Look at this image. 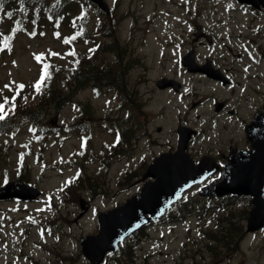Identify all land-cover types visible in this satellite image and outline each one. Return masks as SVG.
I'll return each instance as SVG.
<instances>
[{"label":"rangeland","instance_id":"rangeland-1","mask_svg":"<svg viewBox=\"0 0 264 264\" xmlns=\"http://www.w3.org/2000/svg\"><path fill=\"white\" fill-rule=\"evenodd\" d=\"M43 1L44 6L49 5L56 9L60 0ZM65 1L60 6L61 11L57 18L45 8L38 12L37 17L32 8L28 17L21 20L18 14L9 15L8 9L0 11V103H5L4 98L7 96H17L12 92L14 89L19 92L18 98H9V101H20V104L27 102L30 107L25 112H36L40 91L37 92L34 86L40 81L44 66L50 65L56 71L58 68L70 70L76 62L70 56L71 49L83 50L89 46V43L84 42L69 46L65 42L69 41V32L74 34L80 30V27L73 26L76 19L72 22L70 20L72 11L76 16L85 13L80 0ZM109 1L116 5L118 0ZM165 3V0H121L116 6L119 16L128 14L118 27V36L122 42L133 38L132 47L150 63L148 69L144 70L150 71L147 77L151 80L161 72V67L153 68L152 54L155 50L159 52L155 36L158 29L148 19L152 20L156 15L165 12ZM89 17V29L99 24V18L94 12L91 11ZM113 19L110 20L111 23ZM135 19L137 30H133ZM6 40L10 45L8 48L5 47ZM54 53L58 55H53ZM37 56L41 57L39 61ZM21 84L25 86L23 89L15 87ZM194 84L200 90V96L206 97L211 92V87H204L201 82ZM43 88L42 85L41 90ZM148 88L149 85L140 86L142 92ZM190 92L192 91L187 86L181 97L183 107H179L193 121L197 111H191L188 115L192 101ZM78 97L77 103L90 101L98 115H103L104 108L115 106L110 96H95L92 91H84ZM172 104L178 105L176 101L170 102L162 97L155 99V121L158 112H164L165 107ZM23 110L17 116H10L5 125L0 126V185L8 177H15L22 166L26 173L25 178L39 187L42 197L32 202H0V264H61L53 258L55 253L80 254L79 239L97 233L96 215L124 202L136 189L139 191L138 180L141 176L129 181H125V177L127 173L140 170L143 166L133 160H119L117 156L100 158L102 153L106 152L108 155L110 149H107L109 144L106 142L113 140V136L104 130L94 127L90 133V142L87 141L89 133H68V126L72 121L77 127L83 125L82 112L73 102L63 105L57 112L48 111L46 121L40 120V124L24 120ZM174 111L175 109L168 108L165 114L169 135L174 120L179 116ZM201 112L204 116H209L206 107ZM53 119L57 121L55 124L52 123ZM147 152L150 154L152 151ZM75 161L80 163H76L72 169L71 165H66ZM53 165L59 166L52 167ZM82 173L84 175L80 180L81 184L77 186L81 190L78 197L74 193L77 187L73 188L71 182ZM80 200L83 201V209ZM241 203L235 207L238 216H242L239 211L248 208V200ZM84 207L88 209L85 210ZM212 213L203 221L193 217L187 219L186 224L174 225L171 229L154 228L152 239L157 238L158 241L138 247V255L150 256V264H264L263 232L249 235L234 256L227 257V250H224L222 244H218V254L212 258L209 255L211 253L205 252V241L198 242L202 249L196 255L195 251L198 250L191 240L200 241V235L194 227L203 223L215 229L216 218H213ZM64 217L69 218L68 221ZM162 230L167 234L159 238ZM78 264L87 263L82 260Z\"/></svg>","mask_w":264,"mask_h":264},{"label":"flooded vegetation","instance_id":"flooded-vegetation-1","mask_svg":"<svg viewBox=\"0 0 264 264\" xmlns=\"http://www.w3.org/2000/svg\"><path fill=\"white\" fill-rule=\"evenodd\" d=\"M165 2V12L148 19L158 29L155 36L159 52L155 50L152 54V63L153 68L160 66L161 72L154 79H148L150 71L144 69H148L150 63L133 49L130 44L133 38L121 45L113 39L98 69L101 84L107 87L94 82L87 90L94 95L96 92L107 93L115 106L104 108L103 115L96 118L93 126L113 136V140L106 143L114 144L117 156L141 164H147L164 152L174 151L179 139L177 129L188 127L194 131L187 147L191 157L196 162L205 159L209 163L224 165L229 156L251 149L246 129L255 115L264 113V0ZM188 62H193L198 71H189ZM89 65L87 62L86 67ZM138 69L141 70L137 72ZM164 78L179 83V92L174 86L160 88L159 81ZM194 82L211 87V92L206 97L200 96ZM144 85L149 88L142 92L140 86ZM187 86L192 91L189 93L192 101L188 115L197 111L193 121L180 108ZM160 97L176 101L178 105H167L164 112H158L155 121V99ZM205 107L209 116L201 112ZM168 108L175 109L179 115L173 122L170 135L166 130ZM148 150L152 152L149 154ZM140 176L138 173L133 175L136 179ZM216 177L218 175L213 179ZM141 181L140 177L139 187ZM240 199L232 195L201 196L195 189L184 195L181 205L184 203L183 208H186L189 203H196L198 210L224 211L238 207ZM245 200L249 206V199ZM167 222L169 214L140 229L127 238L115 254L108 253L102 264H150V256H139L138 247L154 242L157 238L152 239L153 229ZM222 234L227 257L238 254L241 245L252 235L245 227L234 233L231 228H226ZM131 240L139 246L128 254L127 243ZM71 260H75V256Z\"/></svg>","mask_w":264,"mask_h":264},{"label":"water","instance_id":"water-1","mask_svg":"<svg viewBox=\"0 0 264 264\" xmlns=\"http://www.w3.org/2000/svg\"><path fill=\"white\" fill-rule=\"evenodd\" d=\"M93 1L108 10L103 0ZM247 133L252 140V150L230 158L220 181L210 183L202 192L204 195L252 196L248 230L255 231L264 226V115H256ZM179 149L174 154L161 155L149 165L144 179L154 180H147L139 194L124 205L100 214L99 235L81 239L83 252L93 264H99L107 250H114V246L138 228L144 222V214H150L153 219L161 217L186 189L202 183L218 170L203 161L195 164L184 153V144H180ZM38 195L36 187L21 182H8L0 187V200L12 197L31 200Z\"/></svg>","mask_w":264,"mask_h":264},{"label":"trees","instance_id":"trees-1","mask_svg":"<svg viewBox=\"0 0 264 264\" xmlns=\"http://www.w3.org/2000/svg\"><path fill=\"white\" fill-rule=\"evenodd\" d=\"M43 3H44L43 0H0V11L1 9L6 10V7L10 8L9 12L11 14L14 15L18 14L19 19H22L28 17V12L32 8H34V11L37 8L43 10L44 9ZM55 10L58 14L60 13L61 9L59 4ZM35 17H37L36 14ZM48 71L50 73V78L45 79V82L48 84L47 91L40 98L37 107L38 109L36 112L37 118L39 120H43V122L46 121L45 118L48 115V111L57 112L62 107V105L68 102L69 100L67 92L65 90L67 88L66 70H63V68H58L56 71L53 70L51 67H49ZM87 77L88 76L86 75V72L82 68L79 71H76L75 72L76 87H79L83 83H85ZM44 89L45 88H43V90Z\"/></svg>","mask_w":264,"mask_h":264},{"label":"snow or ice","instance_id":"snow-or-ice-1","mask_svg":"<svg viewBox=\"0 0 264 264\" xmlns=\"http://www.w3.org/2000/svg\"><path fill=\"white\" fill-rule=\"evenodd\" d=\"M9 15H11V13H9ZM72 39H75V37H73ZM66 43L68 41H65ZM5 47L8 48L10 47V45L8 44L7 40L5 41ZM71 55H75V53H70ZM53 55H58V54H53ZM36 59L39 61L41 59L40 56H37ZM50 65H45L44 66V69H43V73H42V76H41V79L40 81L37 82V84L34 86L36 91L39 92L41 90V86L44 84L45 82V79L46 78H50V73L48 71ZM5 87H8L7 85ZM25 86L24 85H19L18 88L19 89H23ZM16 95L18 96L19 95V92L16 93ZM26 99V97H25ZM4 101L5 103H0V121L4 120L5 119V106L6 105H10V107L12 108V110L15 109V101L12 100V101H9L7 97L4 98Z\"/></svg>","mask_w":264,"mask_h":264}]
</instances>
